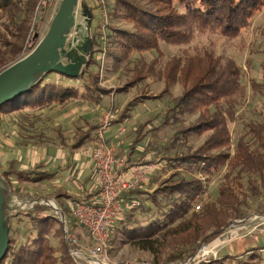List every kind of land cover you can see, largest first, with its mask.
Returning a JSON list of instances; mask_svg holds the SVG:
<instances>
[{
	"label": "rangeland",
	"instance_id": "obj_1",
	"mask_svg": "<svg viewBox=\"0 0 264 264\" xmlns=\"http://www.w3.org/2000/svg\"><path fill=\"white\" fill-rule=\"evenodd\" d=\"M37 1L41 5L35 7L30 14V30L27 37L21 45L17 43V47L22 46L20 52L16 51L17 38L14 36L20 35L19 30L12 26L8 21L9 18L0 20V31L4 38L2 40L10 42V47L6 51L15 49V52H18L11 55L12 60L3 67L2 72L34 51L48 33L57 11L48 13L45 0ZM131 1L144 7L151 6L149 0ZM115 2V0H107L105 9L108 25L101 16V9L93 8L91 33L94 36L99 30L104 42L111 34L109 26L128 31L134 30L133 25L123 18L119 8L118 15L111 17L109 13L114 11ZM89 4L91 5L90 2ZM78 23L85 27L82 16H79ZM74 36L75 30L69 36V43L74 44L72 42ZM85 39L86 35L78 41ZM4 45L6 43L1 41L0 49H6ZM100 47L104 48V46ZM203 51L213 53L215 57L221 58L223 63L234 61L240 66L242 84L246 89V94L237 108L236 121L230 123L231 144L222 151L229 152L231 160L242 139L252 143L248 124H264V95L252 87V81L264 82L262 69L264 8L252 19L249 28L232 39L218 34L199 32L190 46L179 47L163 42L159 52L135 53L129 61L119 64L109 62L105 50L101 49V52L98 51L92 56L91 65L89 63L92 58L91 56L88 58V64L81 72L92 71L94 76L91 84L94 85L95 78L98 77L96 81L98 87L110 91L108 95L101 94L100 102L85 96L72 98L63 104L55 103L48 107L11 114L0 126L1 171L16 158L19 161L17 164L19 169L31 171L39 166L40 170L49 169L57 172L52 179L38 183L20 182L15 177L10 180L11 186L7 182L13 194L11 204L21 206V211L13 217L9 226L11 234H14L17 240L24 241L30 219L23 216V213L33 212V209L39 205L45 209L40 215H54L59 221L56 227L61 230L57 234H50L49 238L53 247L61 248L64 239L62 231H68L69 235L77 236L82 251H89L90 240H85L77 231L81 227L75 219L69 220L68 212H71L69 206L71 202L99 197L97 177L89 157L97 139L83 143L82 146H76L75 143L81 131L98 126L95 130L97 131L109 113L113 120L109 133L105 136V143L115 145L118 156H126L130 166L147 164L155 166L152 175L137 191L129 192L123 197L124 203L139 202V206L136 207L143 204L145 211L150 210V214L158 215L157 206L152 205V202L147 200V196L155 194L165 180L180 171L168 159L174 160L175 157L195 151L211 134L206 132L204 135L184 137L178 133L179 130L190 126L199 117L198 113L180 116L173 122L167 119L169 108L183 93L184 87L176 82L167 90L165 68L174 57ZM139 71H142L141 75L145 78L138 79ZM122 114L126 116L123 117ZM121 125L126 128L125 133L120 132ZM140 135L143 136L142 141L136 144ZM230 160L212 175H194L203 182L204 194L193 205L190 214L171 226L170 232L155 238L152 250L143 249L132 243L127 244L121 238L111 239L106 249L108 257L106 264H203L222 259L227 255L244 260L255 253H260L264 257V188L258 178L249 173L241 174L239 179L238 170L232 173ZM223 185L232 188L237 195L239 203L237 208L242 218H235L236 214L233 210L226 211L222 207L220 218L222 222L225 220L228 223L222 233L213 234L216 226L212 223L204 227V240L196 238L191 232L182 234V229L189 225L193 213H201L205 205L217 203ZM59 195L66 196L59 197ZM68 240L70 242V237ZM180 253L183 254L184 259L173 260L175 255ZM74 261L77 264H88L87 260L79 263Z\"/></svg>",
	"mask_w": 264,
	"mask_h": 264
},
{
	"label": "trees",
	"instance_id": "obj_2",
	"mask_svg": "<svg viewBox=\"0 0 264 264\" xmlns=\"http://www.w3.org/2000/svg\"><path fill=\"white\" fill-rule=\"evenodd\" d=\"M115 1L116 7L109 14L111 17L117 16L120 10L123 18L133 25L134 30L109 26L111 34L104 42L97 29L99 33L96 31L95 38L92 35L93 49L90 57L103 49L109 62L115 64L129 61L135 53L159 52L163 42L179 47L190 46L199 32L235 38L250 27L252 19L264 8V0H149L151 5L149 7L131 0ZM39 5L41 4L37 0H0V20L9 18L12 26L19 30L20 35H14L17 38L15 47L18 46L17 43L21 45V42L25 41L30 30V14ZM90 9L93 12V7ZM10 32L14 34L12 29ZM1 33L0 31V42L6 43L4 45L6 49H0V73L12 60L11 55L18 54L15 49L6 51L10 47V42L3 41ZM21 50L22 46L17 47L16 51ZM92 60L93 58L90 65ZM170 60L165 68L166 88L169 90L179 82L184 91L173 101L167 119L173 122L180 116L198 113L199 117L178 133L184 137L204 135L206 132L211 134L195 151L175 157L174 160L168 159L180 171L165 180L155 194L147 196V200L157 206L158 215L150 214V210L145 211L142 204L128 210L113 225L111 239L121 238L127 244L139 245L146 250H152L156 237L170 232L172 225L190 214L193 205L204 194L203 182L194 175H212L230 160L229 152L222 150L231 144L230 123L236 121L238 105L246 94L242 84L241 67L234 61L223 63L221 58L215 57L209 51L197 54L184 53L183 56ZM262 69L264 80V64ZM139 74V80L145 78L141 75L142 71H139ZM93 76L92 71L83 72L76 78L60 73L45 75L32 88L0 106V126L11 114L48 107L55 103L63 104L72 98L85 96L100 102L101 94L108 95L110 91L98 87L96 82L98 77L92 85ZM252 87L264 95V82L252 81ZM97 127L81 131L76 146L95 141ZM248 127L253 142L249 143L242 139L229 165L232 173L238 170L239 179L241 174L249 173L257 177L264 188V124L250 123ZM142 137L140 135L136 144L142 141ZM39 168L37 166L31 171L21 170L17 166V161L13 160L5 170H0V174L10 186V180L14 177L20 182L38 183L50 180L57 174L55 171ZM219 192L220 199L217 203L205 205L201 213H193L189 225L182 229V234L191 232L196 238L204 240V227L212 223L216 226L213 234L222 233L221 231L228 226V223L225 220L222 222L220 218L222 207L226 211L233 210L235 218H242L237 208L239 205L237 195L232 188L223 185ZM62 196L66 195H59ZM44 210L37 205L33 212L23 213V216L30 219L25 239L19 241L10 232L9 250L0 264H77L71 254L73 245L65 240V231H62L64 239L61 248L53 247L49 239L50 234H57L61 228L57 229L56 224L59 221L54 215H40ZM68 213L69 220L72 221V213ZM183 259V254L180 253L176 254L173 260ZM203 264H264V257L260 253H255L243 260L227 255Z\"/></svg>",
	"mask_w": 264,
	"mask_h": 264
},
{
	"label": "built area",
	"instance_id": "obj_3",
	"mask_svg": "<svg viewBox=\"0 0 264 264\" xmlns=\"http://www.w3.org/2000/svg\"><path fill=\"white\" fill-rule=\"evenodd\" d=\"M61 1L45 0L48 13L58 10ZM82 3L88 5L89 8H100L101 16L105 18V23L108 25L105 9L107 0H79L76 10L77 20L79 16L84 18L83 10H81ZM112 118L111 113L105 116L103 123L95 133L96 145L92 148L89 156L97 177L99 197L69 204L73 219L88 235L91 242L89 251L84 252L77 236L73 237L69 235L68 231L65 232L66 240L69 241L70 237V242L73 245L71 254L78 263L87 260L88 264H106L108 259L106 249L111 241L113 225L128 210L139 206V202L135 201L124 203L123 197L129 192L138 190L152 175V170L155 167L153 164L130 166L126 156H118L115 145L105 143V136L112 125ZM120 132H126V128L122 125Z\"/></svg>",
	"mask_w": 264,
	"mask_h": 264
},
{
	"label": "water",
	"instance_id": "obj_4",
	"mask_svg": "<svg viewBox=\"0 0 264 264\" xmlns=\"http://www.w3.org/2000/svg\"><path fill=\"white\" fill-rule=\"evenodd\" d=\"M78 6L79 0H62L48 33L37 48L0 73V106L32 88L47 74L60 73L72 78L81 74L93 48L92 10L85 3L81 4L84 27L77 24ZM82 29L88 32L86 39L69 43L73 30ZM8 186L0 174V263L9 250L11 221L21 211L19 204H11L13 194Z\"/></svg>",
	"mask_w": 264,
	"mask_h": 264
},
{
	"label": "flooded vegetation",
	"instance_id": "obj_5",
	"mask_svg": "<svg viewBox=\"0 0 264 264\" xmlns=\"http://www.w3.org/2000/svg\"><path fill=\"white\" fill-rule=\"evenodd\" d=\"M85 34L86 35V37L88 36V32H87V30L86 29H82V30H79V32L77 31V30H75V36L73 37L74 39H73V41L72 42H74V40H76V38L77 39H80L81 37H84L83 35ZM70 40V39H69Z\"/></svg>",
	"mask_w": 264,
	"mask_h": 264
},
{
	"label": "crops",
	"instance_id": "obj_6",
	"mask_svg": "<svg viewBox=\"0 0 264 264\" xmlns=\"http://www.w3.org/2000/svg\"><path fill=\"white\" fill-rule=\"evenodd\" d=\"M108 133H109V132H108ZM108 133H107V134H108ZM109 135H110V134H109ZM109 138H110V136H109ZM13 159H14V158H13ZM14 160H16V161H17V164L19 163V161H18L16 158H15ZM21 170H23V169H21ZM77 231H78L80 234H82V235H83V237H84V239H85V240H88V239H89V237H87L88 235H87V234H85V233H84V231H82V229H81V228H78V229H77Z\"/></svg>",
	"mask_w": 264,
	"mask_h": 264
},
{
	"label": "bare ground",
	"instance_id": "obj_7",
	"mask_svg": "<svg viewBox=\"0 0 264 264\" xmlns=\"http://www.w3.org/2000/svg\"><path fill=\"white\" fill-rule=\"evenodd\" d=\"M120 157V156H119ZM132 163V162H131Z\"/></svg>",
	"mask_w": 264,
	"mask_h": 264
}]
</instances>
